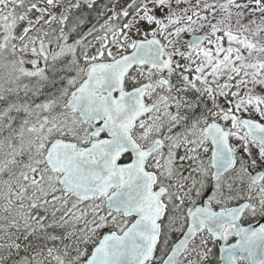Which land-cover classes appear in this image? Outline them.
<instances>
[{
	"label": "snow or ice",
	"instance_id": "snow-or-ice-1",
	"mask_svg": "<svg viewBox=\"0 0 264 264\" xmlns=\"http://www.w3.org/2000/svg\"><path fill=\"white\" fill-rule=\"evenodd\" d=\"M0 264H264V0H0Z\"/></svg>",
	"mask_w": 264,
	"mask_h": 264
}]
</instances>
